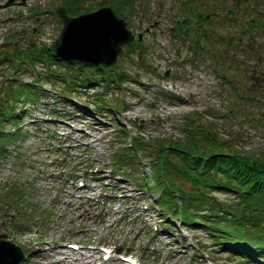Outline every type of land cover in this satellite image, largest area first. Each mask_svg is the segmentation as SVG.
Masks as SVG:
<instances>
[{
  "label": "rangeland",
  "instance_id": "rangeland-1",
  "mask_svg": "<svg viewBox=\"0 0 264 264\" xmlns=\"http://www.w3.org/2000/svg\"><path fill=\"white\" fill-rule=\"evenodd\" d=\"M132 1L0 0V52H30L42 45L45 47L48 40L53 41L61 25L55 13V8L60 4H65L68 15L93 10L100 3L108 5L114 15L122 17L131 33L141 32V44L134 43L127 48V44L123 43V50L129 52L119 53L114 63L123 71V87L117 89L116 93L122 107H119V103L116 105L120 108L119 118L126 120L125 128L142 135L141 141L146 145V139L157 137L187 144L188 141L192 142L189 138L194 135L181 128V117L183 113H190L194 115L193 126L202 124L211 127L220 139L231 138L229 142L233 147L264 155V0H239L236 5L234 0H224L222 3L219 0ZM193 4L202 14L207 13L203 23L196 26L195 31L199 32L202 46L196 52H191L190 46L185 47L190 42L188 37L194 33L195 25H189L184 35L175 27L173 33L168 29L171 24L176 25L180 16L189 12L186 9ZM248 23L252 31L248 29ZM252 36H255L254 39ZM164 47L167 51L163 50ZM6 59L0 58V79H9L13 68L21 80L34 74L31 65L13 64ZM18 60L14 58L17 63ZM33 66L40 72L38 79L43 88L58 89L61 86L57 79L49 77L47 64L43 61H35ZM62 66H54L56 71L61 68L58 73L60 76ZM165 68L167 73L164 76L162 72ZM218 71L228 78L221 77ZM1 82L0 90L4 85ZM75 86V90L69 91L86 104L89 100L98 102L93 100L94 94L98 93L94 91L104 89V84L98 81L80 93L77 91L85 87ZM111 92L114 93L113 90L109 92L104 89L102 95L109 98ZM49 98L51 100L52 97ZM24 103L25 114L18 121L21 123L18 124L21 137L12 139L14 148L0 162V236L22 247L25 258L19 264H70V260L72 264H93L94 261L87 263L72 257L67 262L53 260V256H60L54 247L69 251L61 247L65 241L109 243L112 236L120 237L119 248H125L126 251H132L134 244L142 243L143 246L146 241H151L158 250L150 253L144 247L148 253L143 258L146 264H183L184 256L176 251L179 244L173 243L175 229H172V235L167 232L151 233L149 225L153 215L137 206L141 197L125 195L126 202L123 205L110 200L102 202L96 185L100 183L99 176L85 179L82 185H73L74 178L84 170L82 168H91L93 165L96 169L107 161L111 164L112 155L113 158L116 156L117 152L113 154L111 143H107V147L105 143L107 137L112 138L109 129L113 125L107 120L110 118L94 117L95 121H91L85 111H76L69 106L65 114L61 111L64 106H60L58 111L66 115L63 120L69 123L57 120L50 123L51 133L48 137L54 140L60 135L57 143L73 144L71 147L74 148L68 149L62 145L61 150L55 152L47 144V135L39 134L27 118L31 114L44 112L47 104H42V98L32 105L28 101ZM3 123L7 127L11 121L5 120ZM86 141L92 143L94 149L89 148ZM196 141L191 147L200 149L209 144L203 137L196 138ZM98 147L101 151H97ZM78 152L79 165L72 166L71 159ZM169 158L168 170L180 176L170 180L176 182L183 191L196 188L194 184L190 186L187 176L180 170L181 161L175 156ZM122 169L129 173L140 171L137 165L131 168L126 160ZM93 173L97 174L96 171ZM140 174L144 175L141 171ZM92 183L97 186L93 190V193L98 194L97 203L77 194L88 193ZM220 191L212 192L225 198L226 195ZM4 198H13L18 206H6ZM203 226V223L195 227L188 226L193 236L187 237L212 245L214 241ZM128 237L129 243H126ZM35 238L37 240L29 244ZM38 247L43 249L32 251V248ZM207 249L210 251L209 258L204 261L193 260L190 264H250L215 247L207 246Z\"/></svg>",
  "mask_w": 264,
  "mask_h": 264
},
{
  "label": "trees",
  "instance_id": "trees-1",
  "mask_svg": "<svg viewBox=\"0 0 264 264\" xmlns=\"http://www.w3.org/2000/svg\"><path fill=\"white\" fill-rule=\"evenodd\" d=\"M130 1L132 0H128V2ZM219 1L220 3L224 2V0ZM234 2L236 5L239 0H234ZM205 14L200 16L201 21L205 18ZM252 21L254 20L252 19ZM247 27L252 31L249 28L251 27L249 23ZM254 37L252 36L253 39ZM131 45L133 46L134 44H127L126 47L129 48ZM124 51L127 54L129 52L127 50ZM12 52H8L6 55L35 60V56H33L34 54L31 51L22 52V55L16 51ZM84 65L86 67L90 66L88 63H84ZM115 67L116 65L109 67V71L105 72L106 77L99 78V80H107L110 83L107 88L112 87L113 84L120 86L122 81L123 71L116 70ZM97 69L103 72L101 67ZM1 83L4 84L2 90H0V96L2 97L0 102L3 108L0 115L2 120H9L12 116L9 108L10 102L18 100L23 102L26 98L33 102L40 97H44L43 92L28 87L22 82L9 81ZM91 83L92 80L89 79L87 84ZM1 92H5L4 95ZM22 93L23 95H21ZM258 98L259 96L255 99ZM114 100L117 101L116 98ZM69 104L73 108L76 107L73 103ZM48 109L50 112L53 111L50 107ZM181 120H183L181 128L185 132L187 131L194 135L190 137L191 139L189 138L192 142L188 141L187 144H180L176 140L167 141L163 137L150 139V144L154 146V160L159 166L155 168L154 173L164 179L169 190L177 191L181 199H183L181 203L184 209L183 218L187 219V213L191 207L194 209L207 208L211 225L208 234L215 238L217 248L226 249L230 253L240 254L242 259H249V255L254 253L264 254V155L260 152L243 151L233 147L229 142L231 138L220 139L215 129L211 127L208 128L199 124L196 128L192 125L190 119L181 117ZM202 137L204 140L209 141L206 147H201L200 149L191 147V145L194 146V143H197L196 138L202 139ZM133 143L135 147H143L140 141L133 140ZM121 150L122 153L119 155L117 163L121 165L126 160L129 164H132L134 161L132 149L129 146H125ZM168 155L175 156L181 161L180 170L187 176V182L190 186L194 184L196 188L183 191L180 186L176 185V182L170 180V178L177 179L180 176H175L171 169L168 170L170 163ZM190 161L193 168H186L185 166ZM195 166L201 169V173H196ZM212 189L227 191L231 195V198H228L225 202L231 212L224 216L209 212V210L219 212L214 201L207 196ZM169 190L166 188L164 190L165 203L172 197ZM232 199L234 201H231ZM195 213L206 219L207 214H200L196 210ZM220 238L230 242V249L221 245L218 241Z\"/></svg>",
  "mask_w": 264,
  "mask_h": 264
},
{
  "label": "water",
  "instance_id": "water-1",
  "mask_svg": "<svg viewBox=\"0 0 264 264\" xmlns=\"http://www.w3.org/2000/svg\"><path fill=\"white\" fill-rule=\"evenodd\" d=\"M57 12L62 24L51 47L65 58L110 64L121 51L122 44L133 38L124 20L114 15L108 6L73 16L67 15L61 6L57 7ZM21 257L17 245L0 240V264H17Z\"/></svg>",
  "mask_w": 264,
  "mask_h": 264
},
{
  "label": "bare ground",
  "instance_id": "bare-ground-1",
  "mask_svg": "<svg viewBox=\"0 0 264 264\" xmlns=\"http://www.w3.org/2000/svg\"><path fill=\"white\" fill-rule=\"evenodd\" d=\"M60 252V251H59ZM79 253H80V251H78ZM52 256V255H51ZM67 256H57V257H54L53 256V260H56V261H64V262H67L68 260H70V259H68V258H66Z\"/></svg>",
  "mask_w": 264,
  "mask_h": 264
}]
</instances>
